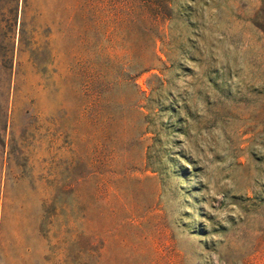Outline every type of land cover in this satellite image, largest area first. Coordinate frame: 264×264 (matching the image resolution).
Wrapping results in <instances>:
<instances>
[{"label": "rangeland", "instance_id": "1", "mask_svg": "<svg viewBox=\"0 0 264 264\" xmlns=\"http://www.w3.org/2000/svg\"><path fill=\"white\" fill-rule=\"evenodd\" d=\"M0 264H264V0H0Z\"/></svg>", "mask_w": 264, "mask_h": 264}]
</instances>
